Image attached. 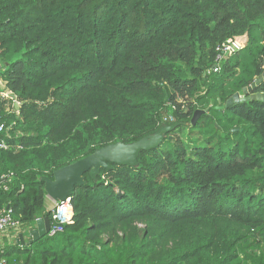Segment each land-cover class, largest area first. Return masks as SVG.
Segmentation results:
<instances>
[{
    "label": "trees",
    "instance_id": "obj_1",
    "mask_svg": "<svg viewBox=\"0 0 264 264\" xmlns=\"http://www.w3.org/2000/svg\"><path fill=\"white\" fill-rule=\"evenodd\" d=\"M263 72L264 0H0V78L20 104L0 96V210L25 236L42 216L62 228L0 261L264 264V101L226 106ZM166 122L188 140L85 173L66 222L46 209L41 177Z\"/></svg>",
    "mask_w": 264,
    "mask_h": 264
},
{
    "label": "water",
    "instance_id": "obj_2",
    "mask_svg": "<svg viewBox=\"0 0 264 264\" xmlns=\"http://www.w3.org/2000/svg\"><path fill=\"white\" fill-rule=\"evenodd\" d=\"M236 40L243 47L246 43L247 36H237ZM262 81H264V72L250 86L243 88L242 91L236 92L227 101L226 106L229 107L234 102L239 101H264V92H254L257 85ZM10 96L16 98L13 92L10 93ZM219 102L221 103V101ZM19 105V102L16 100L15 106L19 107ZM223 107L224 105L218 106V108ZM205 112L206 110L197 109L192 117L191 123L195 124L200 115ZM184 125L188 126L190 123L175 122L172 124H162L154 133L146 135L132 143L119 141L96 149L90 155L55 170L53 172V178L49 176L41 177V180L45 182L47 196L59 203L70 201L76 187L85 184V173H89L96 181L101 169H109L112 167V164L137 166L141 151H148L160 146L166 137H171L170 133ZM234 130H238V128ZM51 228L52 223L48 216L39 217L34 221V224L29 230V236H25L23 232H19L16 237V244L20 246L25 244L31 245L45 236H51Z\"/></svg>",
    "mask_w": 264,
    "mask_h": 264
},
{
    "label": "built area",
    "instance_id": "obj_3",
    "mask_svg": "<svg viewBox=\"0 0 264 264\" xmlns=\"http://www.w3.org/2000/svg\"><path fill=\"white\" fill-rule=\"evenodd\" d=\"M240 48H242V46L236 40V37L230 38L226 42L219 44L216 47L215 65L209 71H214V72L219 71L222 64L229 58V56ZM10 93L11 92L8 90L0 89V96L2 98L10 99L15 103L17 99L12 98L10 96ZM164 120L170 122V121H173L174 118L172 116H166ZM164 124H171V123L166 122ZM6 129H7V125L5 121L3 120V118L0 116V133L6 131ZM0 146L4 148L8 147L5 141H1ZM52 212H53L54 218L60 220V222L68 221L72 216L70 201H67L64 203H59V202L54 201ZM61 229H62L61 226L52 224L50 235L51 236L54 235L56 232L60 231ZM10 231H14L18 233V231H20V227H19L18 220L14 218L13 209L10 207H7V208L0 210V236L5 235ZM0 264H9V263L6 260L2 259L0 261ZM14 264H18V263H14Z\"/></svg>",
    "mask_w": 264,
    "mask_h": 264
},
{
    "label": "rangeland",
    "instance_id": "obj_4",
    "mask_svg": "<svg viewBox=\"0 0 264 264\" xmlns=\"http://www.w3.org/2000/svg\"><path fill=\"white\" fill-rule=\"evenodd\" d=\"M0 89L4 90L5 87L0 85ZM10 110H12V106H9V110L8 111H10ZM184 126H187V125H184ZM174 135L179 136L181 139L186 141V140H188V137H189L188 129L187 128H184V129L179 128V129L176 130ZM144 226H145L144 224H139L140 228H144ZM28 234L29 233H27V235ZM14 242H16V238H15V240H12L11 242H9L7 235H1L0 236V248H4L3 246L9 245V244L14 243Z\"/></svg>",
    "mask_w": 264,
    "mask_h": 264
},
{
    "label": "crops",
    "instance_id": "obj_5",
    "mask_svg": "<svg viewBox=\"0 0 264 264\" xmlns=\"http://www.w3.org/2000/svg\"><path fill=\"white\" fill-rule=\"evenodd\" d=\"M0 85L5 87V82L1 78H0ZM53 206H54V201L49 196H46V198H45V207H46V209L47 210H52ZM19 232H21V230L18 231V233ZM18 233L14 232V231H10V232H8L5 235L8 236V240H9V242H11L12 240H15V238H16Z\"/></svg>",
    "mask_w": 264,
    "mask_h": 264
}]
</instances>
